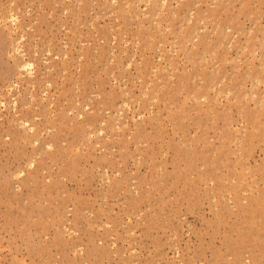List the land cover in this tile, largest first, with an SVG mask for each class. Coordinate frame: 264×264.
<instances>
[{"label":"rangeland","instance_id":"obj_1","mask_svg":"<svg viewBox=\"0 0 264 264\" xmlns=\"http://www.w3.org/2000/svg\"><path fill=\"white\" fill-rule=\"evenodd\" d=\"M0 264H264V0H0Z\"/></svg>","mask_w":264,"mask_h":264},{"label":"bare ground","instance_id":"obj_2","mask_svg":"<svg viewBox=\"0 0 264 264\" xmlns=\"http://www.w3.org/2000/svg\"><path fill=\"white\" fill-rule=\"evenodd\" d=\"M22 64H23V63H22ZM28 64H29V67H30V63H28ZM25 66H26V63H25V65H24V66L22 65V67H25ZM19 67H20V66H19Z\"/></svg>","mask_w":264,"mask_h":264}]
</instances>
